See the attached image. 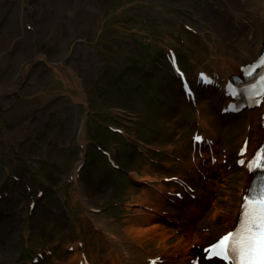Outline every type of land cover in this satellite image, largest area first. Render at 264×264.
Returning a JSON list of instances; mask_svg holds the SVG:
<instances>
[{
  "label": "rangeland",
  "instance_id": "374dc122",
  "mask_svg": "<svg viewBox=\"0 0 264 264\" xmlns=\"http://www.w3.org/2000/svg\"><path fill=\"white\" fill-rule=\"evenodd\" d=\"M245 2L0 0V264H191L233 227L264 115L224 113Z\"/></svg>",
  "mask_w": 264,
  "mask_h": 264
},
{
  "label": "snow or ice",
  "instance_id": "6c2138e0",
  "mask_svg": "<svg viewBox=\"0 0 264 264\" xmlns=\"http://www.w3.org/2000/svg\"><path fill=\"white\" fill-rule=\"evenodd\" d=\"M262 162L264 152L253 165L260 169ZM206 251L209 259H220L224 264H264V176L245 195L236 228Z\"/></svg>",
  "mask_w": 264,
  "mask_h": 264
},
{
  "label": "bare ground",
  "instance_id": "6f19581e",
  "mask_svg": "<svg viewBox=\"0 0 264 264\" xmlns=\"http://www.w3.org/2000/svg\"><path fill=\"white\" fill-rule=\"evenodd\" d=\"M256 3L254 8L245 5L246 11L251 14L249 17L253 20L251 27H246L245 32L242 34L241 39H235L233 43L226 46V53L223 54L222 59H231L236 66H246L256 61L264 49V0H252ZM245 3H249L246 0ZM62 70V67H59ZM224 70L228 71V67L225 66ZM222 85V82H220ZM234 87H237L235 84ZM234 115H229L231 117ZM110 158V156H109ZM248 179H245L242 183V188L247 184ZM241 188V190H242ZM152 229V228H151ZM73 264V262H71ZM79 264V262L77 263Z\"/></svg>",
  "mask_w": 264,
  "mask_h": 264
}]
</instances>
